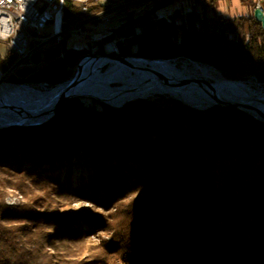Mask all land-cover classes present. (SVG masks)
I'll list each match as a JSON object with an SVG mask.
<instances>
[{"label": "trees", "instance_id": "trees-1", "mask_svg": "<svg viewBox=\"0 0 264 264\" xmlns=\"http://www.w3.org/2000/svg\"><path fill=\"white\" fill-rule=\"evenodd\" d=\"M154 2L140 14L125 11L121 24L86 47H68L67 40L52 47L43 68L21 69L9 82L54 87L71 80L90 53L191 59L224 79L264 86L262 24L253 11L216 12L234 2L253 10L256 0H190L185 13L169 17L156 13L169 1ZM85 17L67 2V26ZM210 17L246 20L248 33L196 28ZM16 59L8 50L3 71ZM79 167L73 181L71 170ZM10 193L22 201L9 203ZM72 201L94 211L77 210ZM92 237L100 242L90 257ZM0 264H264V122L236 108L200 110L172 97L121 108L75 97L44 124L1 128Z\"/></svg>", "mask_w": 264, "mask_h": 264}, {"label": "bare ground", "instance_id": "bare-ground-1", "mask_svg": "<svg viewBox=\"0 0 264 264\" xmlns=\"http://www.w3.org/2000/svg\"><path fill=\"white\" fill-rule=\"evenodd\" d=\"M114 84H117L115 86ZM68 83L46 91L28 86L2 83L0 78V125L30 124L44 120L66 95ZM91 94L110 104L154 94H171L191 105H206L217 98L253 104L264 118V96L256 94L245 82L194 80L170 61L130 59L126 64L105 58L88 59L82 68L72 95ZM21 110V112H16Z\"/></svg>", "mask_w": 264, "mask_h": 264}, {"label": "built area", "instance_id": "built-area-1", "mask_svg": "<svg viewBox=\"0 0 264 264\" xmlns=\"http://www.w3.org/2000/svg\"><path fill=\"white\" fill-rule=\"evenodd\" d=\"M69 1L79 6L86 17L76 27L67 29L65 10ZM129 1L0 0V41L5 42L17 58L6 74L10 76L24 67H38L35 59H44L46 49L55 41L60 42L64 34L75 30L81 32L85 26L97 21L99 24L110 21L108 15L118 7L133 4ZM142 1L147 0H135L134 3Z\"/></svg>", "mask_w": 264, "mask_h": 264}, {"label": "rangeland", "instance_id": "rangeland-1", "mask_svg": "<svg viewBox=\"0 0 264 264\" xmlns=\"http://www.w3.org/2000/svg\"><path fill=\"white\" fill-rule=\"evenodd\" d=\"M168 4L165 5L164 7H159L156 9V13L158 14V16L160 17H169L172 14H175L176 12L179 13H185L188 9H189V1L187 0H168ZM129 2L133 3L135 2V0H130ZM225 2H223L224 4ZM155 2L154 0H149L146 2H143L137 6H134L131 8V5H128L127 7H118V10H115L114 12L110 13L108 15V17H110V21L108 22H102L99 24V22H95L92 25L89 26H85L82 31H77L73 34H70L67 37V42L68 45L70 47H75V48H83L86 47L87 44V40L90 37H101L100 34L104 33V34H108L110 30H112L114 27L118 26L119 24H121V19L125 16V11H136V14H140L148 9H151L155 6ZM230 8V9H234L233 4L231 3H226L222 6ZM261 7V3L260 0H256V7ZM131 8V9H130ZM255 9L251 10L248 9L246 13V15H250L253 11H255ZM240 17V15H238ZM218 20V19H217ZM216 19H211V20H207L205 22H202V27L203 30L206 31H213V32H223V31H218V25H221V23L219 21H217ZM229 23V22H228ZM240 28H242V30L240 31H231L228 32L230 34H245L248 32V23L246 20H243L242 24H240ZM202 29V28H201ZM114 49V46L108 45L106 48V51L109 53ZM8 54V46L5 42L0 41V60H5V58L7 57ZM170 62H172L180 72H183L184 75L186 76H190L192 77L194 80H203V81H213L216 78H221L220 74L217 73L215 70H213L212 68H210L209 66H205V65H199L198 63H194L190 60H186V59H175V60H170ZM2 64L0 63V73L3 74V69H2ZM212 69V70H211ZM2 78L4 76H1ZM5 83L7 84H11V85H15L13 83L8 82L7 80H4ZM246 84H248V86L253 90V92L256 94V98L264 96V86H261L260 84L256 83L254 80H250L248 82H245ZM115 86H117V84H114ZM18 86V85H16ZM25 86L31 87L33 89L36 90H40V91H46L49 90L51 88H49L48 86H46L45 84H36V85H29L26 84ZM164 96V97H172L175 98L176 96L171 95V94H154V95H150V96H146V97H139L136 98L134 100H130V101H135V100H139V99H158L159 97ZM82 168H73L71 170L72 174V178L73 181H76L77 177H79L82 173ZM65 174V173H63ZM134 193V192H133ZM126 197H128V195H125ZM135 196V194L133 195ZM124 197V196H123ZM120 199V197H119ZM123 200H127V199H123ZM22 201V197L17 194V193H10L9 198H8V202L9 203H19ZM73 204L72 206L77 209V210H84V211H94V208L92 206V204L88 203V202H75L72 201ZM106 237V236H104ZM100 239L98 237H92L88 240V249L86 251V255L92 257L94 255V251L96 250V247L99 245Z\"/></svg>", "mask_w": 264, "mask_h": 264}, {"label": "water", "instance_id": "water-1", "mask_svg": "<svg viewBox=\"0 0 264 264\" xmlns=\"http://www.w3.org/2000/svg\"><path fill=\"white\" fill-rule=\"evenodd\" d=\"M147 1H149V0H147ZM143 2H146V1L137 2V3H134V2H133V4H141V3H143ZM254 17H255V19H256L257 22H259V23L262 24V27H263V29H264V11H263V9H262L261 7H257V8L255 9V11H254ZM65 21H66V20H65ZM76 26H77V24H75V25H71V26H67V22H66V28H67V29L72 28V27H76ZM201 30H202V29H201ZM205 31H206V30H205ZM75 32H77V30H75V31H69V32H67L66 34H64V36H63V38H62V40H61L60 42L55 41L54 43H52V44L46 49L44 59H43V58H36V59H35V63L39 65L38 67H35V68H32V67H31V68H29V67H24V68H21V69H26V68H28V69H32V70H39V69L43 68V67L45 66V64H46V56H47V52L49 51V49H51L52 47H56V46H58V45H61L65 40H67V37H68L70 34H73V33H75ZM222 33H227V32H222ZM228 34H230V33H228ZM93 37H94V36H93ZM93 37H90V38H93ZM67 46L70 47V46L68 45V42H67ZM98 48H99L98 45H96V46L93 47V50L96 51V50H98ZM60 54H61V56H63V52H62V51H61ZM100 57H101V58H105V59H107V60H109V61L121 62V63H124V64L128 63V62L130 61V59H140V60H144V61H159V62L170 61V60H162V59L149 60V59H142V58H135V57H125V56H117V55H107V54L93 55V54L88 53V54H86V55L81 59V61L79 62L78 69H77V72H76L75 76H74L71 80L65 82V83H68V90H67V93H66V95H65V96H64V97H63V98H62V99H61V100H60V101L54 106L52 112L48 115V117H46L44 120H42V121H40V122L30 123V124H20V123L4 124V125H0V129H1V128H6V127H9V126H35V125H41V124H44V123L48 122L49 120H51V119L54 117V115H55V113H56V110L59 108V106H60L63 102H65L66 100H68V99H70V98H75V97H91V98H94V99H96V100H99V101H101V102H104V103H106V104H108V105H110V106H112V107H115V108H121V107H123L125 104H127L128 102H131V101L129 100V101L125 102V103L122 104V105H114V104H110V103H108L107 101H105V100H103V99H100V98H98V97H96V96H94V95H91V94H85V93H83V94L72 95V92L75 90V87H76V84H77V79H78L80 73L82 72V68H83L84 63H85L88 59H92V58H100ZM171 60H175V59H171ZM186 60H190V61H192V62H194V63H198L199 65L209 66L210 68H212L213 70H215L217 73H219V74L221 75V73H220L216 68H214V67H212V66H210V65H208V64H201V63L196 62V61H193V60H191V59H186ZM41 63H42V64H41ZM21 69H20V70H21ZM212 69H211V70H212ZM18 71H19V70H18ZM18 71H17V72H18ZM17 72H16V73H17ZM16 73H15V74H16ZM15 74H12V75L8 76V75L6 74V72L4 71L3 75H0V78H1L2 83H5L4 80H7V81L9 82V78H10L11 76L15 75ZM1 76H4V77L2 78ZM220 77H221V79H224L222 76H220ZM224 80H226V81H233V82H243V81L228 80V79H224ZM201 81H203V80H201ZM10 83H12V82H10ZM65 83H61V84H65ZM13 84H15V86H16V85H18V86H25V85H26V84H17V83H13ZM40 84H45V85L48 86L49 88H54V87H56V86H58V85H61V84H58V85H56V86H54V87H50V86H49L48 84H46V83H40ZM34 85H36V84H34ZM138 98H139V97H138ZM135 99H136V98H135ZM174 99H177V100H179V101L185 103L186 105H188V106H190V107H192V108H196V109H200V110L210 109V108H213V107H215V106H220V107H222V108H229V107L236 108V109H239V110H241V111H243V112H245V113H247V114H249V115L255 117L257 120H259V121H261V122H264V118H259V117H257V116L255 115V112H259V111H258V108H257L255 105H253V104H249V103H246V102L227 101V100H223V99L217 98V99L215 100V102H213V103L206 104V105H199V106H197V105H191V104L187 103L186 101H184V100H182L181 98H178V97H175ZM132 100H134V99H132ZM16 112H21V110H16Z\"/></svg>", "mask_w": 264, "mask_h": 264}, {"label": "crops", "instance_id": "crops-1", "mask_svg": "<svg viewBox=\"0 0 264 264\" xmlns=\"http://www.w3.org/2000/svg\"><path fill=\"white\" fill-rule=\"evenodd\" d=\"M233 6H234L233 7L234 9H230V8L227 9V7H224V8L220 7V8H218V10L216 12H217V14H225V16H235L237 14V12H238V14L242 15V14L247 12V10L244 7H242L241 5H239L238 2H234ZM211 19H216L217 20V18H215V17H210L208 19H204L201 22L196 24V28L197 29H201L202 28V30H203L202 22H205V21L211 20ZM242 22H243V20L235 21V22H229V23L218 25L217 26L218 27V31H223V32H227V33L231 32V31H234V30L235 31H240V30H242V28H240V24H242ZM247 33H245V34H247Z\"/></svg>", "mask_w": 264, "mask_h": 264}]
</instances>
